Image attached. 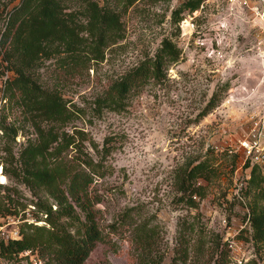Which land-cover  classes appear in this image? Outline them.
Masks as SVG:
<instances>
[{"label": "trees", "instance_id": "16d2710c", "mask_svg": "<svg viewBox=\"0 0 264 264\" xmlns=\"http://www.w3.org/2000/svg\"><path fill=\"white\" fill-rule=\"evenodd\" d=\"M139 1L154 4L161 0H0V117L1 108L8 103L18 109L21 121L31 128L14 153L10 141L20 128L0 118L1 137L5 139L0 148V166L9 180L30 191L33 198L29 204L34 206L36 221L41 220L38 214L42 213L45 222L38 225L24 221L17 238L0 240V257L17 259L20 252L30 249L46 264H84L97 243H108L111 233L127 232L135 264H162L164 252L158 227L141 217L137 205L125 207L106 227L101 225L98 204L102 196L94 184L112 169L106 157L114 149V138L107 135L99 144L76 125L86 106L66 98L61 89L67 78L81 76L113 53L125 38L123 17ZM204 1L182 0L171 10L174 35L180 33L181 19ZM181 57V48L172 34L163 36L152 54L144 55L113 78L91 100L88 108L92 115L124 111L147 85L162 83L167 69ZM47 61L54 70L51 83L41 76ZM219 101L220 94L215 90L197 119ZM215 159L207 151L175 168V190L188 207L198 208L197 201L206 196L208 184L217 177ZM244 165L248 174L237 193L233 191L232 199L243 204V219L249 231L246 240L259 252L264 247V172L248 160ZM0 187L4 191L0 195V220L25 209L27 203L19 202L22 193L16 185ZM248 195L250 200L246 202ZM215 235L213 264H231L228 241ZM188 243L184 231L179 230L170 263L185 262Z\"/></svg>", "mask_w": 264, "mask_h": 264}, {"label": "rangeland", "instance_id": "374dc122", "mask_svg": "<svg viewBox=\"0 0 264 264\" xmlns=\"http://www.w3.org/2000/svg\"><path fill=\"white\" fill-rule=\"evenodd\" d=\"M181 1L136 2L123 17L125 38L113 53L81 76L67 78L61 86L66 98L86 106L76 125L88 131L99 144L107 135L114 138V149L106 157L112 169L94 184L102 196L98 218L106 227L125 207L137 205L141 217L158 227L160 249L164 252L162 264H173L170 261L179 241V230L188 237L189 257L175 264H213L217 233L240 247L230 250L231 261L240 256L247 258V264H264V247L255 252L246 240L249 231L243 219L244 206L232 199L233 191L238 190L248 174L238 140L247 135L253 120L264 111V83H258L262 70L253 47L256 39L250 23L242 25V34L239 22L233 20L232 34L209 54L204 45L196 43L194 36L182 35L180 28V33L174 35L170 12ZM208 1L220 4L223 0ZM206 25L204 18L197 20L199 30ZM170 34L181 48L182 57L167 69L166 79L147 85L124 111H104L99 117L93 116L88 108L91 100L113 78L144 55L152 54L161 38ZM210 37L203 35L205 41ZM41 76L48 83L54 81L50 61L45 63ZM215 90L220 94L219 103L197 119L198 112ZM5 104L1 108V120L20 128L14 141L9 140L13 152L17 153L31 128L21 121L17 108ZM4 141L0 131V148ZM207 151L216 157L218 175L208 184L206 196L197 201L198 208H191L179 199L174 170ZM0 176L6 179L0 180V184L16 185L22 193L19 202L27 203L17 215L4 217L9 222L5 228H19L24 221L31 220L34 224H45L42 213L38 214L41 220L35 221L34 206L29 204L33 198L30 191L2 172ZM3 193L0 187V195ZM108 240V243H97L84 264H135L134 248L127 232L111 233ZM32 254L41 263H33L30 256L18 255L12 260L0 257V264H46L35 251Z\"/></svg>", "mask_w": 264, "mask_h": 264}, {"label": "built area", "instance_id": "2783aa9c", "mask_svg": "<svg viewBox=\"0 0 264 264\" xmlns=\"http://www.w3.org/2000/svg\"><path fill=\"white\" fill-rule=\"evenodd\" d=\"M202 18L205 19L207 25L199 30L197 20ZM233 20L239 22L240 33L242 34L244 31L242 25L250 23L252 34L256 39V44L253 47L258 58L257 65L262 70V76L258 83L262 84L264 83V0H223L220 4L219 2L205 0L197 9L186 14L178 25L182 35L194 36L196 43L204 45L206 51L212 54L215 52V47L225 43L229 35L232 34L231 21ZM206 34L211 35L208 41L203 38V35ZM238 147L243 150L245 159L250 164H258L264 172V111L253 120L247 135L238 140ZM1 172L2 168L0 166ZM241 185L239 184L238 190ZM238 190H236V193ZM239 198L243 200L241 196ZM8 223L5 222V219L0 220V240L7 241L19 236V228H10L9 230L5 228ZM30 223L35 222L31 220ZM223 223H225V219H223ZM224 240L228 241L230 250L240 248L233 241ZM19 255L30 256L33 263H41L30 249L20 252ZM246 261L247 258L239 256L234 257L231 263L247 264Z\"/></svg>", "mask_w": 264, "mask_h": 264}, {"label": "bare ground", "instance_id": "6f19581e", "mask_svg": "<svg viewBox=\"0 0 264 264\" xmlns=\"http://www.w3.org/2000/svg\"><path fill=\"white\" fill-rule=\"evenodd\" d=\"M0 180H1V182H5L6 181L4 176H0Z\"/></svg>", "mask_w": 264, "mask_h": 264}]
</instances>
